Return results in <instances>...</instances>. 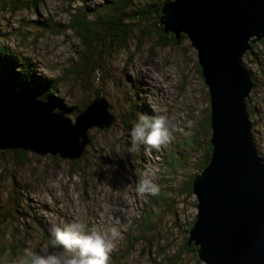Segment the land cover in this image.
I'll list each match as a JSON object with an SVG mask.
<instances>
[{"label":"rangeland","instance_id":"rangeland-1","mask_svg":"<svg viewBox=\"0 0 264 264\" xmlns=\"http://www.w3.org/2000/svg\"><path fill=\"white\" fill-rule=\"evenodd\" d=\"M7 1L0 0L1 41L29 57L41 77L58 83L56 96L64 115L75 121L77 110L101 94L114 122L104 129L90 128L85 153L74 160L25 151L27 160L22 165L12 150H0V236L6 228L3 239L20 243L18 256H5L0 264H32L29 258L57 251L50 250L40 228L52 239L54 226L74 222L101 231L115 226L121 231L123 238L114 242L110 264H204L197 253L179 254L197 213L196 196L186 187L199 174L210 139L208 87L189 40L163 46L153 21L136 17L126 47L119 48L106 38L97 45L94 62L81 73L85 48L65 26L69 13L63 0H44L37 10L16 11ZM76 1L88 12L104 2ZM152 1L134 0L136 6ZM36 21L62 28L55 34L45 32ZM262 40L255 42L242 63L255 82L248 108L254 143L264 156ZM140 114L165 116L170 141L155 149L134 148L130 132ZM146 175L154 176L160 187L155 196L136 191ZM14 188L21 195L19 207L8 201ZM160 193L171 201L168 211L154 201ZM146 219L154 229L147 228Z\"/></svg>","mask_w":264,"mask_h":264},{"label":"water","instance_id":"water-1","mask_svg":"<svg viewBox=\"0 0 264 264\" xmlns=\"http://www.w3.org/2000/svg\"><path fill=\"white\" fill-rule=\"evenodd\" d=\"M165 33L187 36L210 98V160L193 178L197 213L188 245L204 264H264V156L251 132L246 100L253 81L242 63L264 39V0H170L161 9ZM105 98L75 121L49 102L0 85V150L81 158L92 127H110Z\"/></svg>","mask_w":264,"mask_h":264},{"label":"trees","instance_id":"trees-1","mask_svg":"<svg viewBox=\"0 0 264 264\" xmlns=\"http://www.w3.org/2000/svg\"><path fill=\"white\" fill-rule=\"evenodd\" d=\"M166 1L170 0H154L150 3H143L141 6H136L134 0H104L99 7L95 8L92 12H88L83 5L75 4L77 3L76 0H63V3L66 5L69 13L68 23L65 26L67 29L72 30L73 33H75L85 48V53L84 51L82 52L83 64L79 66V71L81 73L86 72L87 65L94 62L93 53L95 52L97 45L106 38L116 41L119 48H125L129 32L133 30V28H131V21L136 17L139 20L151 19L153 21L152 24L159 33V42L163 46L177 45L181 39H187V36L184 34H181L179 38H176V36L171 33H165L163 31V27L159 25V20L162 16L161 9ZM42 2H44V0H9L6 3L11 10L16 11L18 9L37 10L38 6ZM36 23L42 24L41 27L45 32L54 34L59 33L58 30L62 28L59 24L53 22L48 24L45 21H36ZM1 34L3 36V33L0 32V85L28 92L43 101L49 102L54 111L64 115L65 112L61 110L63 109V105L61 104L60 99L56 96L58 83L37 74L32 60L29 57L24 56L22 52L4 45L1 41ZM262 41L264 42V39ZM254 46L255 43L251 45V50ZM74 70L76 69H73V72H75ZM199 72H201L200 68ZM252 81L253 85H255L253 79ZM100 97L101 94H97L95 98ZM88 104L89 103H84L78 110L76 109L77 112L83 111ZM246 104L250 118V109L248 108L249 99L246 100ZM65 109L70 110L72 108L67 107ZM112 116L114 117L113 114ZM207 127L211 136L210 115L207 119ZM211 152L212 147L210 143H208L203 161L199 165V173H201L208 164ZM12 153L16 155L18 163L22 165L26 164L27 157L24 150H12ZM179 163L183 164L182 162ZM169 167H174V163L172 161L169 162ZM196 175L198 174H194L190 178L186 187V190L190 195L193 194V178ZM15 188L13 189V193H10L8 201L19 207L21 204L19 196L21 195L17 190H15ZM154 201L159 202V207L166 208L164 209L165 211L170 209V199L164 197L161 193ZM195 206L197 207V203H195ZM146 222L148 224L146 226L149 230L154 229V225L151 224L149 219H146ZM191 227L192 225H190L187 230H190ZM40 233L42 237H44L45 242L48 243L50 250L59 251L58 249H53L51 247V237L48 233L41 228ZM5 234L6 228H3L2 236H0V261L4 259L5 256L17 257L20 247V243H7V241L3 239ZM188 239L189 237L186 238L183 246L180 248L179 254L189 251L196 253L197 248L193 245H188ZM23 250L24 248H22L21 251ZM179 257V255H176V258ZM29 262L32 263V258H29Z\"/></svg>","mask_w":264,"mask_h":264},{"label":"clouds","instance_id":"clouds-1","mask_svg":"<svg viewBox=\"0 0 264 264\" xmlns=\"http://www.w3.org/2000/svg\"><path fill=\"white\" fill-rule=\"evenodd\" d=\"M171 135L167 118L162 115L150 117L140 114L130 132L134 148L142 145L152 149L159 148L170 141ZM136 191L142 196H155L160 187L155 183L154 176L146 175L139 181ZM51 236V247L61 251L44 256L36 255L32 258V264H110L114 242L123 238L121 231L115 226L101 231L75 222L54 226Z\"/></svg>","mask_w":264,"mask_h":264}]
</instances>
